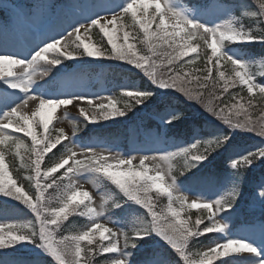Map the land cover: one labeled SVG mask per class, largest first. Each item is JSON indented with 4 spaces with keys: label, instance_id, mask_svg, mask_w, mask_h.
I'll return each mask as SVG.
<instances>
[{
    "label": "snow or ice",
    "instance_id": "obj_1",
    "mask_svg": "<svg viewBox=\"0 0 264 264\" xmlns=\"http://www.w3.org/2000/svg\"><path fill=\"white\" fill-rule=\"evenodd\" d=\"M255 5V11L246 10L249 6L240 3L216 5L214 12L209 11L213 6L207 4L186 9L177 0H114L80 5L81 16L68 28L41 40L27 53L0 49V198H4L6 206L15 201L33 214V219L24 223H0V264H41L42 257L47 258L48 264H93L92 256L100 253L114 254L107 257V264H169L166 257L170 255L176 257V264H264V221L258 236L255 232L234 236L228 224L240 209L249 174L258 167L264 168V106L254 118L252 98L258 90L264 99V61L259 71H252L250 61L238 51L255 43L264 45V27L253 29L242 22L248 17L257 25H264V0H255ZM4 7L14 18H27L25 6L20 3ZM150 7L154 10L149 18H144ZM236 9L241 10L240 16L231 15ZM138 11L143 14L141 17L137 16ZM129 14L131 24H126ZM225 16L230 19L225 20ZM166 18L175 22L169 25ZM137 24L143 32L141 43L147 49L144 54L129 43L131 33L125 30L130 28L138 36ZM117 26L123 31L122 44L117 43ZM95 28L107 38V45H92L81 38L82 31L88 34ZM65 40H70V44H64L62 50ZM49 53L54 55L49 58ZM104 60L121 61L138 70L148 86L123 88L121 95L126 99L123 107H118L115 97H108L105 104L103 96H61L49 90L50 80L37 83L34 79L37 75L41 79L48 77L53 69L64 73L66 61H74L79 67ZM222 60L232 66L230 73L222 69ZM237 87L240 91H230ZM245 89L247 95L242 94ZM94 99L100 102L93 109ZM29 101H38L31 116L24 111ZM74 101L88 102L89 109L80 108V113L85 126L93 125V132L107 126L100 122L120 123L129 112L157 106L162 108L159 121L165 135L187 122L181 105L201 110L205 127L170 147L134 148L127 155L110 146L97 151L95 144L80 142V155L84 158L79 159L77 152L65 145L66 157L42 171L45 154L62 140L77 145L75 133L79 131L74 128L71 138L64 135L63 129L57 130L58 134L38 136L36 128L42 126L47 133L51 122L42 113L45 109L73 105ZM89 110L91 116L87 114ZM14 133L31 138L28 151L34 156L29 160L35 177L26 178L35 181L31 192L17 185L5 165L6 142H10L8 151L13 146L17 149V156L22 146L27 147ZM253 136L261 139L247 147ZM217 158L226 161L223 180L213 171ZM137 159L138 166L133 163ZM177 160L183 161L178 168ZM146 161L159 162L164 167L151 169L155 172L151 175ZM60 169L65 171L59 177L52 175ZM81 175L115 186L99 211L85 203L91 199L90 194L74 184L72 177ZM41 180L45 182L42 184ZM198 185L214 187L205 194L198 191ZM49 189L58 194L60 204L48 203L45 193ZM153 191L167 198L166 209H156ZM187 193L195 196L191 202ZM249 198L264 211V175L252 184ZM81 205L86 212L81 210L79 214L90 219L88 230L60 234L61 220H67L70 210L75 213ZM111 209L123 217L139 215L129 227L113 230L98 222ZM190 209L203 212L193 221ZM182 213H187L185 218ZM211 233L223 236L218 235L202 252L191 251L192 240Z\"/></svg>",
    "mask_w": 264,
    "mask_h": 264
},
{
    "label": "rangeland",
    "instance_id": "obj_2",
    "mask_svg": "<svg viewBox=\"0 0 264 264\" xmlns=\"http://www.w3.org/2000/svg\"><path fill=\"white\" fill-rule=\"evenodd\" d=\"M14 1L15 2L13 3H20L24 5L25 12L28 15L27 18H14L13 15H10L8 13L5 14L4 18L0 15V49L7 47L11 51H19L24 53L30 51L33 47L39 44L40 41L44 40L46 37L54 35L55 33L61 32L64 29L68 28V25L74 19H77L81 16L82 9L78 6L114 2V0H36L35 2L33 1L31 2V4H29L27 0H14ZM177 2L186 9H193L196 7V6L183 4L179 0H177ZM216 5H221V4H219L218 2H214V4L210 5L213 7L210 8L209 11L214 12L215 10L214 6ZM4 6L5 4L1 5V7L6 8ZM231 15H235L234 12H232ZM166 19L169 25L175 22L173 19L170 18H166ZM224 19L225 20L230 19V16H225ZM126 20L130 21L131 15H129V17L126 18ZM242 22L244 23V21ZM245 26L249 27L246 24ZM111 27L112 26L110 25L109 28L111 29ZM120 31L122 30L119 28V26H117L116 27L117 39ZM91 33L92 32L88 34L83 33L81 35V38L84 39L86 38L87 43L94 45L92 43V40L91 39L89 40V35ZM72 39H74V37ZM69 43L70 40L62 41V45H61L62 50H63V45ZM238 51L243 57H245V59L250 61L252 65V70L255 65L259 66L260 63L262 62V59H257L255 57L248 56L246 52H244L241 49H239ZM48 55L49 58H51V56L54 55V53H49ZM42 63L44 67H47L46 63L44 62ZM71 63H75V62L72 61ZM225 65L229 67L230 70H232V66L230 64H225L224 61L222 60L221 66L223 67ZM79 72L80 71L78 70L75 73H67L66 71L64 73H56L55 69H53V72L49 73L48 77H44L43 79H41L40 76L37 75L36 77H34V79L37 83H43L44 80H50V86L52 87L54 86V87L49 90L52 91L53 93H58L61 96L67 95L69 93L83 94L90 97L103 96L105 98L103 101L105 104L108 103L107 98L111 96L116 98L117 105L119 98L122 97L121 90L123 88L132 87L129 84H124L123 86L117 88V91H115V89L108 87L107 85H105V83L102 80H100L98 84V88L94 89L91 86L94 83V81H90V79L88 80L86 77L83 78V76L79 74ZM0 89L2 90V86H0ZM254 94H259L258 90L254 91ZM99 102L100 101L98 99H94L92 101V108L94 109L95 105ZM74 105H78V106H74ZM37 107H38V101L35 102L29 101V106L25 108L24 111H26L27 114L31 116V112L36 110ZM80 108L89 109L88 102L74 101L73 105H67V106L61 105L59 108H56L55 110L45 109L44 112L42 113L43 117L51 118L48 132L55 134L58 133L57 130L63 129L64 135L66 137L71 138L73 136L74 128H79V124L82 123V121L84 120V116L81 115L80 113ZM90 111L91 110H89L88 113ZM65 113H67V116L65 115ZM39 120L40 117H37L36 122L37 121L39 122ZM14 135L20 137L22 136V133H14ZM75 135L78 140V144L75 146L69 144L68 140H65L66 142H64L63 140L62 141L64 142L65 145L72 148L73 151L77 152V158L79 159L84 158L83 156L80 155V151H81L79 147L80 142L95 144L97 146V151H100V149L104 147L110 146L114 149V151L124 153L125 155H127L134 148H141L145 146H150L154 148H166V147H170L172 143V141L170 140L168 141V139L164 138L163 134L150 132L148 133L147 140H142L141 137L139 139L137 138V136L131 138L129 149L126 150L122 146H112L111 144H108V142L104 140L101 141L97 139H92L90 141L84 140L80 132V128L79 131L75 133ZM9 145L10 142H6L4 148H7ZM66 154H67V149L63 158L66 157ZM178 161L179 160L175 161V166L178 163ZM109 162H112L111 158ZM69 163L71 164V161ZM133 163L134 165L138 166L139 163L138 159L135 160ZM145 163L150 168L149 174L151 175L155 174V172L152 171L151 169H154L157 166L164 167V165L159 164V162L146 161ZM65 168H67V166H65ZM137 170L139 169L137 168ZM69 175L71 176V174ZM72 180L74 184L78 187V190L87 191L90 194L91 199L85 200V203L90 204V206L96 209L97 211L100 210V206L103 204L104 200L107 199V197L111 194L112 189L115 187L111 185L110 182L106 181L105 183H96L93 181L91 177L85 178V176L83 175L74 176L72 177ZM212 187L214 186L202 185L200 186V189H198V191L206 194L207 191L211 190ZM187 194L189 195V202H191V200L194 199L195 196L192 193H187ZM247 203L249 204V207L252 209L255 208L261 209L259 204H253L250 198L247 201ZM1 216L2 215H0V223H24L33 219V214L31 215L5 214L3 217ZM136 217L137 215H128L126 217H123L120 216L118 213H115L114 211L110 210L106 212L104 216L100 217L98 222L104 224L109 228H112L113 230H117L119 228L129 227L131 223L135 221ZM89 224L87 225L86 228L80 229L78 233L88 230ZM260 224L261 222L247 225L246 227H241L238 230H234L231 227L230 228L232 229V233L234 236H247L253 232H255L258 236L260 230ZM219 236H221V234ZM97 239H98V233H97ZM210 245H212V243ZM209 246L204 247L202 251L206 250ZM233 255L246 256L249 254L233 253ZM104 264H107V261ZM213 264H217V261H214Z\"/></svg>",
    "mask_w": 264,
    "mask_h": 264
},
{
    "label": "trees",
    "instance_id": "obj_3",
    "mask_svg": "<svg viewBox=\"0 0 264 264\" xmlns=\"http://www.w3.org/2000/svg\"><path fill=\"white\" fill-rule=\"evenodd\" d=\"M182 3L189 4V5H200V4H208L211 0H179ZM220 4L222 5H231L234 3H240L244 5H248L249 7L246 9L248 11H255L256 5L255 0H218ZM235 15L240 16L241 10L236 9L234 10ZM243 21L246 25H248L250 28H257V27H264V25H257L254 21V19H250L248 17H244ZM129 24V23H128ZM138 28V27H137ZM136 28V31L139 32V35H136V32H132V30L129 28L128 31H130V40L129 43L133 44L137 50L140 51L141 54H144V52L147 51L145 48V45L141 43L140 37L143 36L141 34L140 30ZM97 36V35H96ZM95 40V38H94ZM96 41V40H95ZM97 42V41H96ZM97 46H101V42H97ZM123 41H121V44ZM202 43V42H201ZM103 45H106L104 42H102ZM109 47V46H108ZM110 48V47H109ZM244 52L248 56L260 58L264 60V45L256 44L254 46H250L247 48H243ZM198 51L202 52L203 49H198ZM200 61H197V64H200ZM93 64V63H92ZM101 65H89L87 66L86 70H82V74L92 72V77H97L98 75L103 76L105 79V82L110 85L111 87H119L124 84H130L134 87H147L148 82L146 79L138 72V70L131 69V66L125 64L121 61H109L104 60L100 63ZM131 69V70H130ZM226 72L230 73L227 68L223 69ZM260 65H255L253 67L252 71H259ZM258 80L261 78L258 76ZM230 91H240V88L237 87L236 89H230ZM243 95H247L246 89L242 93ZM124 97V96H123ZM253 102L255 105L256 111L253 113V117L259 115V108L264 106V99H261L260 94L253 95ZM125 98H120V107H123V102ZM243 103H246V101H242ZM181 107L184 108V111L187 114V122L185 124H182L179 126L178 129L171 130L168 132L167 137L168 139H172L173 142L179 143L182 140L190 138V134H195L196 130H202L205 127L204 121H205V114L199 110L197 107H184L181 105ZM153 114L155 116H159L162 114V108L160 106L150 108L148 110H141V111H133L129 112L127 117L121 118L122 122L120 123H113L111 121L107 122H100L104 123L107 126L106 127H99L96 131H90V127L87 125L85 126V123H80L79 128L80 132L82 134V137L84 140L90 141L92 139H97L99 141L104 140L107 141L108 144L111 145H122L125 147H128L129 145V139L131 138L133 132H138L137 129H141L145 127L149 130H155L159 131L158 126L156 123H154L151 119L148 118V114ZM58 134V133H55ZM261 138L254 137L247 141L246 146L247 147H253L254 145L259 142ZM24 145L27 147L22 146L18 151L20 152V155L17 156L16 152L17 149L13 146L11 148V151H8L7 148H5L6 152V160H8L9 168L17 181L19 186H23L26 191L31 192L34 187L35 181H29L26 178L28 176L35 177V173L33 169L30 167V160L29 157H32L34 159L33 153L28 151V149L31 148L32 142L29 140L23 139ZM53 153H55L53 155ZM66 153L65 147H59L57 150H55L52 153H48L45 155L44 160L42 161L41 170L43 171L47 167L53 166L55 163H57L62 156ZM183 161L179 160L178 165L176 167L182 166ZM226 170V161L223 160V158H217V161L213 165V171L216 172L219 176V179L222 180L223 178V172ZM61 173L53 175L59 177ZM261 175H264V168H256L255 171L251 174H249V184L250 181L258 180ZM45 181L41 180V183L43 184ZM59 183V181L57 182ZM65 183V182H64ZM253 183V182H252ZM251 183V184H252ZM66 184V183H65ZM200 186L198 185L197 189H200ZM151 195L153 196L154 202L156 204V209L159 211L161 209H166L167 205V198L159 195L158 193L152 192ZM45 196L47 197L48 203L52 206H56L60 204L59 196L58 194L53 190L49 189ZM141 211H144L141 209ZM191 213L192 220H195V216L197 215L196 212L188 211ZM79 210H77L75 213L70 212L67 220H61V229L60 234L62 235H72L79 231L80 228H83L85 226L84 219H82L81 216H78ZM5 214H28L31 215L30 210H28L25 206L19 205L18 202L13 201L12 203L8 204L7 206L4 203V199L0 198V215L3 217ZM129 215H139V213H132ZM187 213L182 214V218H185ZM232 220V228H237L242 223H248V224H254L257 223V221H264V211L256 214H248V212H242L239 219L235 220L234 218ZM214 240V236H202L198 239H194L191 241V251L192 252H201V250L212 243ZM159 258V257H156ZM33 259H36L33 257ZM41 264H48V260L46 257H42ZM166 259L169 261V264H176V257L174 255L167 256ZM101 260V256L99 254H94L92 256L93 264L99 263Z\"/></svg>",
    "mask_w": 264,
    "mask_h": 264
}]
</instances>
